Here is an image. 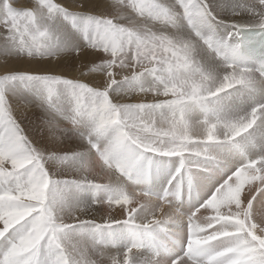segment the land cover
I'll use <instances>...</instances> for the list:
<instances>
[{"label": "snow or ice", "instance_id": "snow-or-ice-1", "mask_svg": "<svg viewBox=\"0 0 264 264\" xmlns=\"http://www.w3.org/2000/svg\"><path fill=\"white\" fill-rule=\"evenodd\" d=\"M176 6L188 33L175 22ZM83 8V0L74 7L63 0H0V55H20L29 64L0 70V264H264V227L254 219L258 194L264 205V145L189 215L174 207L191 192L199 162L216 159L210 145L230 142L241 152L256 147L249 130L264 124V103L229 114L221 94L264 84V52L252 66L242 58L248 32L264 45V0H233L228 20L215 16L207 0H175L171 7L164 0H114L111 15ZM128 13L135 19L121 23ZM244 15L249 23L234 19ZM58 16L71 22L82 44L64 32L65 39L54 37ZM80 16L82 24L72 22ZM148 17L173 30L154 31L144 22ZM218 24L231 31L219 36ZM198 47L219 66L202 64ZM65 51L76 57L72 76L30 66L41 58L55 63ZM93 75L99 79L90 80ZM11 81L39 82L50 135L59 141L58 133L66 131L59 121L67 120L74 131L84 129L86 150L60 154L36 147L12 113L5 94ZM122 84L128 87L117 94L132 102H114L110 95ZM58 88L67 92V112ZM165 159H175L176 166L163 191L154 192ZM52 161L75 178H53L47 168ZM121 178L137 189L114 188ZM99 190L109 194L98 199ZM104 205L119 206L126 218L113 215L98 223L92 214ZM181 221L186 240L175 255L169 226ZM121 223L130 226L131 237L123 248L112 230Z\"/></svg>", "mask_w": 264, "mask_h": 264}, {"label": "rangeland", "instance_id": "rangeland-1", "mask_svg": "<svg viewBox=\"0 0 264 264\" xmlns=\"http://www.w3.org/2000/svg\"><path fill=\"white\" fill-rule=\"evenodd\" d=\"M104 1L107 3V0H104ZM29 2H30V0H29ZM63 3L67 7H73V6H75L76 4H78L80 2H78L76 0H66V1L63 0ZM164 3L167 6L171 7V6L175 5V0H164ZM207 3H208L210 11L213 13L215 10L212 7L211 0H207ZM99 5H100V3H99ZM109 6H111V5H109ZM106 7H108V6H106ZM106 7H104V8H106ZM175 10H176V12L178 14L174 17V19H175L176 24L179 26L180 31L182 33L190 32V29L188 27L187 21L183 17L182 11L179 9L178 6H176ZM89 11H90L89 7H86L84 5L83 12L87 13ZM92 13H94L95 15H98V12H94L93 11ZM213 14L215 16H217L221 20H226L223 17L220 18V16L218 14L216 15V12H214ZM101 15H111V14H109L105 10V11H103V13ZM84 19H85L84 16H80V17H76L74 19V21H72V22H75V23L77 22V24H82ZM129 19H135V14L134 13L126 14L124 20H122L120 22L121 23H126L127 20H129ZM79 20H81V21H79ZM58 22L63 24L64 27L63 28L57 27L56 24ZM144 22L145 23H151L154 31L171 32L173 30L171 25H169L167 23H161L158 20H152L151 17L145 18ZM220 25L219 24L216 25V29H215L216 33L219 36H220V34H221V36L227 35L228 30H229L227 28V26H226L227 24H225V25L222 24L221 27H220ZM217 26H218V28H217ZM53 32H54V37H59L61 40L65 39V37L62 35V32H64V33L68 34L70 39L72 38L71 41L76 42V43L80 42V44L83 43L81 37L79 38L80 35L77 32H75L74 29H72L71 22L70 21L67 22V20H65L63 16H58L57 17L56 21L54 22ZM61 54H62V55H60L61 57H63V58L67 57L66 61L69 62L67 65H64V66L61 67L59 65H56L55 63H50L49 61H50L51 58H48L47 61H45V60H43L41 58L40 59V63H38L37 61H39V60H37L34 64H31L30 66L32 68H53L55 71L62 72L63 74H65L67 76L73 75L74 73L72 72L71 68L76 63L75 55L72 54L71 52L68 53V51H65V52H63ZM195 55L201 61L202 64H206L207 66H210V67H218L219 66V63H220L219 60L216 59L214 56L209 57L207 52H206V50L203 47H198L196 49ZM87 58H89V59L92 58L90 53H89ZM28 66H29L28 62L25 60L24 57H22L20 55H0V70H3L4 68H13V69L19 70V69H23V68L28 67ZM89 79L92 80V81H95L98 78H96V77L93 78V76H92ZM149 83H150V78L149 77H145L144 84L147 85ZM15 87H18V89L22 91L21 95H18L16 97V99L19 101V103H21L20 107L14 106L15 105V103H14L15 101L13 100V95L9 94V92H8V91L15 90ZM124 87H128V85L127 84H122V85H119V86H113V89L111 90L112 92L110 91V93L111 94L114 93L117 96L118 95L117 94V88H121L122 89ZM39 89H41V85L37 81H11L7 85H5V94H6L7 98H8V102H9V104L11 106L12 113L15 116V118L18 120V122H19L20 126L22 127L24 133L27 135V137L32 141V143L36 147H38L39 149H41V150H43L45 152L55 151V148H57V149L60 148L62 151H65L66 149H68V151L70 153H76V152H81L82 153L83 151H85L86 150V144H83V141L82 140L80 141V139H78V138H80V134L84 131V129L81 128L78 132L74 131L71 128L72 125L67 120H64V119H61L59 121V123H60V125H62L61 126L62 128L67 129L63 133V134H66V136L62 137L59 140L60 142L57 141L58 145L55 144L54 145L55 147L51 144V142L54 140V138L51 137L48 129L43 124V120L45 119L46 114H45L44 109L41 107L40 100L37 98L38 93H39ZM240 89H247V88H234L232 90H228L226 93L221 94V96H226L227 97V99H225L223 101V106H224L225 111H227L229 114H237V113L243 114L244 112L249 111L253 106L256 105V103H249V102L247 103L246 100L243 99L244 95H243V92ZM66 96H67L66 90H64L63 88H58L57 89V97H58L60 106L63 108V110L65 112H67L68 109H69V105L66 102ZM66 124H68V125L66 126ZM249 131L254 134V139H255V143H256V147L255 148H249V149H246L244 152H241L239 149H237L230 142H219L220 144H218V143L212 144V145H210L209 150H210L211 154L214 157H216V159H214V160L202 159L199 162V166L197 168L193 169V176L198 177V175H201V172H203L204 175H205V178H206L205 179L206 183H209L208 180L210 178L217 177V179H218L217 184L213 183V186L215 188L220 183V181L222 182L223 179H225V178H227V176L231 175V173L235 170L236 167H238L241 163L245 162V158H256L258 152L261 149V146L264 145V124L257 123V125H254L253 129H250ZM70 132H71V134H70ZM60 134H62V133H59V135ZM49 135H50V137H49ZM49 138H51V139H49ZM77 143L79 145H77ZM81 143L84 146V147L82 146V148L80 147ZM167 160L168 161L165 164L161 163L162 164L161 169H163L164 167L168 171H169V169H174L175 166H176V162L172 161V159L171 160L167 159ZM47 168H48V171L50 172V174L55 179L75 178V176H76V173H74V172L71 173V174L67 173L68 170L65 169L64 167H61V166H59V168L62 171V174H59L57 172L56 164H55L54 161L49 162L48 165H47ZM165 168L162 171L160 170L161 173L159 172L158 176L161 179L163 178L162 180H165V183H167L166 181L168 180V172H167V170ZM227 169L230 171V173H229V171ZM217 170H218V172H216ZM223 171H225V172H223ZM226 171H228V172H226ZM196 172L198 173L197 175H196ZM228 173H229V175H228ZM162 176H164V177H162ZM119 182H120L122 188H125V187L130 188V192L133 191V190H136L137 187H138L135 183H133L131 181L124 180L123 178H121V180ZM213 186H209L212 189H210L211 191L207 192V194L206 193L204 194V199L203 200L198 199V201L195 203V205L197 207L201 203H203L204 200H206L209 197L208 193L211 194V192L214 190ZM114 188L119 189L120 185L117 186V187H114ZM103 191L104 190L97 191L96 195H97L98 199H104V198L107 197L108 194L107 195L104 194ZM162 191L163 190H161L160 192H162ZM261 198H262V195L258 194L257 201H256L257 204H256V207L254 209V212H255L254 219L257 222V224H259L260 226L264 227V205H261L259 203ZM178 203H176V204H178ZM197 203H198V205H197ZM196 206L193 208V210L195 208H197ZM103 207H106V205H104ZM113 207L109 208V213H107V214L102 212L99 208L95 209L94 212L97 213V214L95 213L97 216L100 215L99 219L100 218H105V217H108V216H113V215L115 216V209H116L117 206L114 205ZM180 207L181 206L179 205L178 208H180ZM165 209L168 210L169 212H170V210H172V209H168V208H165ZM181 209H183V207ZM262 212H263V216H262ZM204 214L207 215L206 213H204ZM92 218H94V213H93V217ZM128 227H130V226H128ZM184 231H186L185 227H184ZM184 233L186 235V232H184ZM185 240L186 239H184V241ZM181 248L183 250V243L181 244ZM178 254H179V251H177L175 255H178ZM173 258H174V256H173Z\"/></svg>", "mask_w": 264, "mask_h": 264}, {"label": "bare ground", "instance_id": "bare-ground-1", "mask_svg": "<svg viewBox=\"0 0 264 264\" xmlns=\"http://www.w3.org/2000/svg\"><path fill=\"white\" fill-rule=\"evenodd\" d=\"M66 1V0H65ZM78 2H81V0H76ZM83 3L86 7H89L90 11L91 12H98V15H101L103 13V11L106 10V12H108L109 14H111L112 12V8L111 6H109L104 0H83ZM100 3V5H99ZM211 3H212V7L214 8V12H216V15L218 14L221 17L225 18L226 20L230 19V18H233L230 16V5L233 3L232 0H211ZM108 6V7H106ZM67 7V6H66ZM74 7V6H73ZM106 7V8H104ZM86 9V8H85ZM213 12V13H214ZM94 14V13H93ZM234 19H236L239 23H249L251 21V17L250 16H247V15H244L243 18L241 17H234ZM81 21V20H79ZM68 22V20H67ZM77 23V22H76ZM220 25V24H219ZM222 25V24H221ZM220 25V27H221ZM225 25V24H224ZM57 27L59 28H63L64 25L61 24V23H57L56 24ZM227 28L229 29V31H231V28L229 25H226ZM68 27V26H67ZM66 27V28H67ZM70 27V26H69ZM218 28V26H217ZM72 31V30H71ZM70 34V33H69ZM77 35V34H76ZM79 36V35H78ZM221 36V34H220ZM61 37V36H60ZM73 37V36H72ZM75 37V36H74ZM80 38V36H79ZM72 39V38H71ZM63 40V39H62ZM80 40V39H79ZM80 43V42H79ZM69 53V52H68ZM62 55V54H61ZM244 57V55H242V58ZM67 57L63 58L60 56V59L58 58V60L55 62L56 65H59V66H64V65H67L69 62L66 61ZM91 59V58H90ZM51 60V59H50ZM244 60V59H243ZM38 63H40V60L37 61ZM45 62V61H44ZM245 63H247L249 66H252L253 64L249 61H245ZM20 64V63H19ZM44 64V63H43ZM22 66V65H21ZM58 68V67H57ZM72 74V73H71ZM70 75V74H69ZM72 76V75H70ZM98 78L99 79V76L98 75H93V78ZM146 83V82H145ZM242 92H243V99L246 100V102L248 103H256L257 104H261V103H264V84H256L254 85L253 87L251 88H247V89H240ZM40 91V89H39ZM9 94H12L13 95V100L15 101V105L16 107H20V104L19 101L16 99V97L18 95H21L22 91L18 89V87H15V90H12V91H8ZM112 92V91H111ZM111 94V93H110ZM114 102H120L121 99H123L124 102H132L133 101V98H129V97H121L120 95H115L114 93L111 94ZM242 96V95H241ZM253 101V102H252ZM42 110V109H41ZM21 115V114H20ZM259 123V122H258ZM260 124V123H259ZM68 124H66L67 126ZM62 126V125H60ZM43 127V126H42ZM70 127V126H69ZM72 128V127H71ZM83 129V128H82ZM67 130V129H66ZM71 131V130H70ZM78 132V131H77ZM64 133V132H63ZM60 134L61 138L62 137H65L66 134ZM73 133V132H72ZM260 133V132H259ZM59 134V133H58ZM71 134V132H70ZM46 135V134H45ZM262 135V134H261ZM68 136V135H67ZM46 137V136H45ZM50 137V135H49ZM52 137V136H51ZM69 137V136H68ZM48 138V137H47ZM54 138V140L51 142V144L54 146L55 144L58 145L57 143V140L55 139V137H52ZM51 139V138H49ZM80 139V141L82 140L81 138H78ZM43 140V139H42ZM49 141V140H48ZM47 141V142H48ZM45 142V141H44ZM60 142V141H58ZM78 142V141H77ZM46 144V143H45ZM84 144V143H83ZM83 144L81 143L80 147L82 148ZM220 144V143H218ZM77 145H79L77 143ZM51 146V145H50ZM45 147V146H44ZM55 147V146H54ZM84 147V146H83ZM52 148V147H51ZM86 148H87V145H86ZM49 149V148H48ZM66 149V148H65ZM52 150V149H51ZM55 151L60 153V154H63V153H70L68 151V149H66L65 151H62L60 148H55ZM80 151V150H79ZM233 151V150H232ZM84 152V151H83ZM71 154V153H70ZM222 154V153H221ZM171 160V159H170ZM168 160L165 159L162 161V164H165ZM172 161L176 162L175 159H172ZM56 164V162H55ZM162 164H161V167H162ZM235 164V163H234ZM221 166V165H220ZM223 166V165H222ZM226 166V165H225ZM167 167V166H166ZM218 167V166H217ZM165 168V167H164ZM160 168V170H164ZM224 168V167H223ZM56 169H57V172L59 174H62V171L60 170L59 166L56 164ZM166 169V168H165ZM167 170V169H166ZM222 170V169H221ZM228 170V169H227ZM232 170V169H231ZM229 171V170H228ZM226 171V172H228ZM160 172V171H159ZM168 172V170H167ZM218 172V170L216 171ZM225 172V171H223ZM222 172V173H223ZM67 173H73V172H70L68 171ZM161 173V172H160ZM215 173V172H214ZM220 173V172H219ZM230 173V171H229ZM228 173V175H229ZM163 174V173H162ZM198 173L196 172V175ZM217 174V173H216ZM215 174V175H216ZM224 174V173H223ZM218 175V174H217ZM167 176V175H166ZM164 177V176H162ZM194 177V181H193V187H192V190L189 194H187L184 199L182 201H180L178 204H175L174 207H177L180 205L181 207L179 208V210L183 213V215L186 217L187 215L190 214V212H192L193 208L196 206L195 203L198 201V199L200 200H203L204 199V194L209 191H211L209 186H213V183H216L218 182V179L217 177H212L210 178L208 181L209 183H206L205 182V175L203 172H201V175H198V177L196 176H193ZM222 177V176H221ZM220 178V177H219ZM223 178V177H222ZM163 179V178H162ZM161 178H159L158 175L154 176V179H153V183H152V190L154 192H160L161 190H163L164 188V185L166 184L165 183V180H162ZM166 179V178H165ZM167 182V181H166ZM221 182V181H220ZM165 183V184H164ZM120 185V188H122L120 182L118 181L114 187H117ZM131 186V185H130ZM129 186V187H130ZM136 186V185H135ZM132 188V187H131ZM214 188V186H213ZM123 190L127 191V192H130V188H123ZM133 190V189H132ZM104 194H109L108 192L106 191H103ZM92 193H91V190H89L87 193H86V196L87 197H91ZM208 195H210V193H208ZM207 196V195H206ZM201 202V201H200ZM199 203V202H198ZM197 203V205H198ZM183 207V209H181ZM197 207V206H196ZM114 208V207H113ZM100 209V208H99ZM102 212H104L105 214L109 213V208L107 207H102V209H100ZM164 211L168 214V215H171L173 214V210H170V212L166 209H164ZM262 211V210H261ZM96 212H94V219L99 222V223H102L103 222V219L104 218H100L99 219V216H97L95 214ZM207 214V213H206ZM109 215V214H108ZM159 215V213L157 214ZM115 216L117 218H126V217H123L122 216V210L119 208V206L116 207L115 209ZM204 216H206L204 213L201 217L204 218ZM262 216H263V212H262ZM92 217H93V214H92ZM261 217V216H260ZM185 221H181L175 225H170L169 227L171 228V230L175 233V238L177 240V243L175 244L174 248H173V252L174 254H176L177 251H179V254L182 252V248H181V244L184 243V239H186V235L184 232V227L186 228V222L184 223ZM128 229L129 227L126 226V225H123L122 223L121 224H114L112 226V230L113 232L119 234L121 236V241H120V247L123 248L127 243L130 242V239L131 237L128 235Z\"/></svg>", "mask_w": 264, "mask_h": 264}, {"label": "clouds", "instance_id": "clouds-1", "mask_svg": "<svg viewBox=\"0 0 264 264\" xmlns=\"http://www.w3.org/2000/svg\"><path fill=\"white\" fill-rule=\"evenodd\" d=\"M107 3H108L109 5H111L112 3H114V0H107ZM201 222H202V223H207L208 221L205 220L203 217H201Z\"/></svg>", "mask_w": 264, "mask_h": 264}]
</instances>
